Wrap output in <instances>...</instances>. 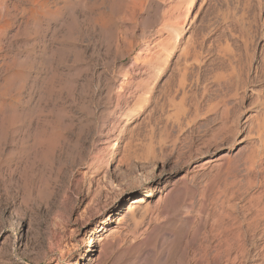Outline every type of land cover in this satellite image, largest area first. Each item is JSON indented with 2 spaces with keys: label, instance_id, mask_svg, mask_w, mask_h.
Returning a JSON list of instances; mask_svg holds the SVG:
<instances>
[{
  "label": "rangeland",
  "instance_id": "1",
  "mask_svg": "<svg viewBox=\"0 0 264 264\" xmlns=\"http://www.w3.org/2000/svg\"><path fill=\"white\" fill-rule=\"evenodd\" d=\"M30 1L0 0V264H264V0Z\"/></svg>",
  "mask_w": 264,
  "mask_h": 264
},
{
  "label": "bare ground",
  "instance_id": "2",
  "mask_svg": "<svg viewBox=\"0 0 264 264\" xmlns=\"http://www.w3.org/2000/svg\"><path fill=\"white\" fill-rule=\"evenodd\" d=\"M28 1V0H27ZM30 1V0H29ZM34 1V0H33ZM194 1V0H193ZM31 2V1H30ZM35 2H37L36 0H35ZM34 2V3H35ZM192 2V1H191ZM190 2V0H189V5L190 6H188V9L191 7V3ZM5 3V2H4ZM44 3V2H43ZM29 4V3H28ZM30 4H32V2L30 3ZM29 4V5H30ZM188 4V3H187ZM3 5V4H2ZM1 5V6H2ZM36 5V4H35ZM4 7L5 6H3V9H4ZM27 8H29V7H27ZM32 8V7H31ZM0 9H1V7H0ZM2 10V9H1ZM6 10V9H5ZM16 10V9H15ZM43 10V9H42ZM12 11V10H11ZM4 13V12H3ZM24 13V12H23ZM26 13V12H25ZM33 13V12H32ZM38 13V12H37ZM44 13H46V11L44 12ZM13 14V13H12ZM3 15L4 14H2L1 15V12H0V22H2L1 21V19H3ZM7 15V17H8V15L9 14H6ZM15 15V14H14ZM4 17H5V15H4ZM14 17V16H13ZM17 17V16H16ZM16 17H14V18H16ZM9 18V17H8ZM7 19V18H6ZM12 19V18H11ZM21 22V21H20ZM11 25H12V22H10L9 20H7V22H4V24L2 25L1 23H0V34L1 33H3V32H5V30L6 29H8V28H10L11 27ZM21 25V24H20ZM14 26V25H13ZM33 26V25H32ZM17 27V26H16ZM29 28V27H28ZM8 33V32H7ZM175 34V33H174ZM9 35V34H8ZM7 35V36H8ZM1 36V35H0ZM3 36H5V34L3 35ZM16 36V35H15ZM176 35H174V37H175ZM10 37H12V36H10ZM9 38V37H8ZM9 40V39H8ZM6 42H8V41H6ZM53 42V41H52ZM54 43V42H53ZM8 45V44H7ZM34 45V44H33ZM54 45V44H53ZM1 46V45H0ZM48 46V45H47ZM50 47V46H49ZM55 47V46H54ZM0 49H2V48H0ZM47 49V48H46ZM50 49V48H49ZM55 50V49H54ZM60 50V49H59ZM55 52V51H54ZM0 54H2V53H0ZM55 54V53H54ZM57 54H58V52H57ZM63 54V53H62ZM50 55H52V56H54L53 55V53L52 54H50ZM58 55H60V51H59V54ZM57 55V56H58ZM64 55V54H63ZM56 56V55H55ZM3 57V56H2ZM5 57V56H4ZM49 57V56H48ZM63 57V56H62ZM61 57V58H62ZM50 58V57H49ZM59 58V57H58ZM60 58V59H61ZM50 59H53L54 60V58H50ZM53 60H51V61H53ZM56 60H57V58H56ZM10 61H11V59H10ZM2 62V61H1ZM13 63V62H12ZM3 64V63H2ZM5 65H6V63H5ZM13 65H14V63H13ZM3 66V65H2ZM7 66V65H6ZM10 66H12V64L11 65H9V68H10ZM52 66V65H51ZM54 66H56V65H54ZM4 67V66H3ZM1 68V67H0ZM9 68H7L8 70H9ZM56 68V67H55ZM58 68V67H57ZM2 69V68H1ZM12 69V68H11ZM10 69V70H11ZM17 69V68H16ZM6 70V69H5ZM8 70H7V72L6 73H8ZM3 71H4V68H3ZM12 71V70H11ZM59 71V70H58ZM1 72V71H0ZM14 72V71H13ZM17 72L18 71H16L15 73L17 74ZM53 71H51L50 73H52ZM60 72V71H59ZM5 73V72H4ZM55 73V72H54ZM63 73V72H62ZM57 74V73H56ZM7 76H8V74H6ZM19 75V74H18ZM50 75V74H49ZM49 75H48V77H49ZM53 75H55V74H53ZM58 75V74H57ZM57 75H55L54 77H58L59 78V76H57ZM17 76V75H16ZM16 76H15V74L13 75V73L10 75V77L8 78V79H5V82H6V85H8V84H12L15 80H17L16 79ZM19 76H21V75H19ZM61 76H63V75H61ZM18 77V76H17ZM25 77V76H24ZM28 78V77H27ZM56 78H54V79H56ZM62 78V77H61ZM20 79V78H19ZM53 80V78H50V80ZM51 80V81H52ZM58 80V79H57ZM48 81V80H47ZM62 81V80H61ZM22 82V81H21ZM50 82V81H49ZM54 82V81H53ZM55 84V83H54ZM57 84H58V82H57ZM1 85H3L2 83H1ZM0 85V86H1ZM15 85V84H14ZM18 85V84H17ZM47 85H50V84H48L47 83ZM58 85H60V84H58ZM5 86V85H4ZM12 86V85H11ZM51 86H53V85H51ZM60 86H62L63 87V85H60ZM2 87V86H1ZM48 87H50V86H48ZM56 87H57V85H56ZM56 87H54L55 89H57ZM59 87V86H58ZM61 87V88H62ZM14 88V87H13ZM19 88V87H18ZM20 88H23V83L20 85ZM64 88V87H63ZM0 89H2V88H0ZM9 89V88H8ZM11 89V88H10ZM53 89V88H52ZM59 89V88H58ZM3 90V89H2ZM16 90V89H15ZM5 91V90H4ZM14 91V90H13ZM12 91V93H14ZM20 91V90H19ZM52 91V90H51ZM54 91V90H53ZM56 91V90H55ZM62 91V90H61ZM18 92V91H17ZM22 92V91H21ZM49 92V91H48ZM56 92H58V91H56ZM53 93V92H52ZM59 93V92H58ZM3 94V93H2ZM6 94V93H5ZM8 94V93H7ZM7 94H6V96H7ZM15 94V93H14ZM17 94V93H16ZM61 94V93H60ZM49 95H52V94H50L49 93ZM54 95V94H53ZM57 95V94H56ZM9 97V96H8ZM52 98L54 97V96H51ZM0 98H2L1 96H0ZM55 98V97H54ZM4 99H5V97H4ZM4 99H2V101L0 102V114L2 115V113H4V111H6V110H4L3 112H2V110H3V108L2 107H4V105H5V100ZM7 99V98H6ZM9 99V98H8ZM11 99V98H10ZM29 100V99H28ZM27 100V101H28ZM17 101H19V99L17 100ZM22 102V101H21ZM20 102V103H21ZM29 102H31V101H29ZM6 103H8V102H6ZM23 103V102H22ZM21 103V104H22ZM28 103V102H27ZM21 104H19V105H21ZM15 105V104H14ZM24 105V104H23ZM22 105V106H23ZM28 105V104H27ZM21 108V107H20ZM12 109H14V108H12ZM9 110H10V108H9ZM25 110H27V109H25ZM8 112V111H7ZM13 115V114H12ZM18 115H19V113H18ZM17 115V116H18ZM14 116V115H13ZM9 117H11V114H10V116H2L1 118H0V122H1V124L3 123V122H5V120L8 118V121L10 120L9 119ZM4 124V123H3ZM0 126H2V125H0ZM116 142V139H115V141H114V143ZM115 148V145H113L112 147H110V150H113ZM160 199L161 198H159L158 200H157V202L159 203V201H160ZM146 202V199L144 198V197H139V198H137V197H132L131 199H130V201H129V204H128V207L126 208V211L124 212V214H123V217H125V218H127L128 220L129 219H131V220H133V219H136L138 216L140 217V216H144V213H146V212H144L145 210H147V209H145L146 207H144V203ZM146 206V205H145ZM144 207V208H143ZM124 218V219H125ZM130 220V221H131Z\"/></svg>",
  "mask_w": 264,
  "mask_h": 264
}]
</instances>
